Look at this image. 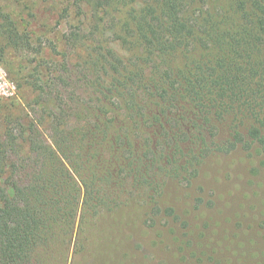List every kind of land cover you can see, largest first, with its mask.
<instances>
[{
	"label": "trees",
	"instance_id": "1",
	"mask_svg": "<svg viewBox=\"0 0 264 264\" xmlns=\"http://www.w3.org/2000/svg\"><path fill=\"white\" fill-rule=\"evenodd\" d=\"M63 16L34 114L0 131V264L101 255L102 222L116 232L127 212L149 228L181 220L160 197L182 142L195 159L238 144L264 155V0H69ZM0 37L32 44L1 6Z\"/></svg>",
	"mask_w": 264,
	"mask_h": 264
},
{
	"label": "rangeland",
	"instance_id": "2",
	"mask_svg": "<svg viewBox=\"0 0 264 264\" xmlns=\"http://www.w3.org/2000/svg\"><path fill=\"white\" fill-rule=\"evenodd\" d=\"M69 0H0L17 28L31 41L20 48L0 37V131L5 116L34 114L36 92L31 83L36 68L48 69L60 55L51 50L50 40L62 43L68 22L63 16ZM42 51L39 52V44ZM211 138H229V120L214 122ZM169 168L165 177L162 205L172 206L181 220L159 218L149 228L137 219L122 223L115 232L114 219H106L109 235L100 239L101 255H47V264H264V155L251 145L238 144L230 150H203L195 159L187 152ZM191 160V162H190ZM135 212L141 205L132 207ZM128 211V210H127ZM102 227V224L100 225ZM110 246V247H109Z\"/></svg>",
	"mask_w": 264,
	"mask_h": 264
}]
</instances>
